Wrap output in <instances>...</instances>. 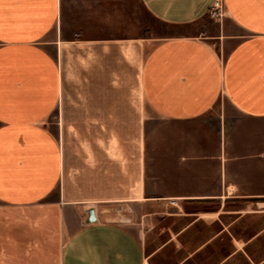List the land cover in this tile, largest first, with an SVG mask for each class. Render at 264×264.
Wrapping results in <instances>:
<instances>
[{
  "label": "crops",
  "instance_id": "crops-1",
  "mask_svg": "<svg viewBox=\"0 0 264 264\" xmlns=\"http://www.w3.org/2000/svg\"><path fill=\"white\" fill-rule=\"evenodd\" d=\"M222 1L213 19L217 0H141L181 30L139 65L108 37L144 34L85 30L65 0H0V264H148L107 215L264 203V0Z\"/></svg>",
  "mask_w": 264,
  "mask_h": 264
},
{
  "label": "rangeland",
  "instance_id": "rangeland-1",
  "mask_svg": "<svg viewBox=\"0 0 264 264\" xmlns=\"http://www.w3.org/2000/svg\"><path fill=\"white\" fill-rule=\"evenodd\" d=\"M75 14V24L85 30L101 26L115 34L140 33L145 37H108L133 44L132 52L139 65L153 46L181 29L156 19L141 0H65ZM112 3L111 10L88 8L91 3ZM112 6V7H113ZM209 13V17L220 18ZM113 13L112 18H90V14ZM199 30L201 25H197ZM95 38V37H75ZM147 126L156 118L146 105ZM56 126V125H55ZM161 211L146 209L136 217L128 211L111 213L139 231L145 244L148 264H264V203L228 202L163 203ZM159 209V210H160ZM140 220V221H139ZM139 221V222H138Z\"/></svg>",
  "mask_w": 264,
  "mask_h": 264
},
{
  "label": "built area",
  "instance_id": "built-area-1",
  "mask_svg": "<svg viewBox=\"0 0 264 264\" xmlns=\"http://www.w3.org/2000/svg\"><path fill=\"white\" fill-rule=\"evenodd\" d=\"M212 14L215 16H221L222 10H223V1L222 0H217L213 8L211 9Z\"/></svg>",
  "mask_w": 264,
  "mask_h": 264
}]
</instances>
